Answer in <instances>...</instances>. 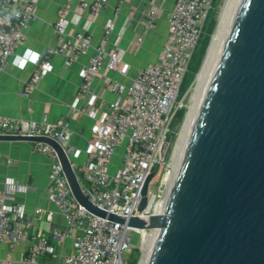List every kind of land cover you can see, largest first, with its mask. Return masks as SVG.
I'll use <instances>...</instances> for the list:
<instances>
[{
	"label": "built area",
	"instance_id": "2783aa9c",
	"mask_svg": "<svg viewBox=\"0 0 264 264\" xmlns=\"http://www.w3.org/2000/svg\"><path fill=\"white\" fill-rule=\"evenodd\" d=\"M106 1H82L80 7L97 13ZM39 3L40 0H0V70H4L10 61L22 68L28 63L35 65L22 90L26 97H30L39 81L53 70L52 52L64 55L70 62L78 55L86 54L92 45V33L67 31V4L58 9L59 18L54 25L57 48L44 53L28 49L17 55L16 47L25 41L27 28L37 17ZM213 4L214 0H177L168 14V30L157 59L140 68L131 76L130 83L113 81L111 88L118 97L105 108L99 107L98 95L92 91L93 76L102 69L128 75L131 65L122 58L119 45L110 50L104 46L97 48L81 70L82 84L71 105L79 115L94 119L92 137L85 148L71 143L72 127L68 119L49 122L0 115V135L47 136L58 141L70 159L84 193L99 208L126 219L162 213L173 184L169 178L171 162L161 161L160 151L165 140L170 141L171 147L173 120L192 85L180 97L181 87ZM118 12L119 9L116 15ZM159 13V5L154 3L142 33L131 41V50L141 46L145 33L154 28ZM114 29L115 20L109 19L105 39ZM33 145L35 150L48 154L51 159L48 195L65 220L64 229L52 227L53 212L47 211L48 229L58 244L71 239L72 249L67 254L56 251L49 236L40 231L27 248L25 264H128L126 252L137 249L131 241L132 232H140L142 246L145 234L152 230L131 227L91 212L76 199L59 153L44 142H33ZM121 146H124L122 162L112 172L113 158ZM83 153L87 160L78 163L76 160ZM152 172L154 176H160L158 188L157 191L151 188L153 176L148 185L147 205L140 210L142 189ZM20 189L25 187L13 178L7 180L5 189H0V242L13 246L28 241L33 226L25 205L8 200L10 194ZM43 212L41 207L35 210L37 215ZM45 255H50L52 262L42 263L40 259ZM2 262L10 264L11 259Z\"/></svg>",
	"mask_w": 264,
	"mask_h": 264
},
{
	"label": "water",
	"instance_id": "95a60500",
	"mask_svg": "<svg viewBox=\"0 0 264 264\" xmlns=\"http://www.w3.org/2000/svg\"><path fill=\"white\" fill-rule=\"evenodd\" d=\"M0 141L51 145L82 205L155 229L148 264H264V0L241 1L163 213L126 219L96 206L55 139L0 135ZM169 147L165 140L161 161Z\"/></svg>",
	"mask_w": 264,
	"mask_h": 264
},
{
	"label": "crops",
	"instance_id": "0c3cea01",
	"mask_svg": "<svg viewBox=\"0 0 264 264\" xmlns=\"http://www.w3.org/2000/svg\"><path fill=\"white\" fill-rule=\"evenodd\" d=\"M82 1L92 0H40L37 17L27 28L25 41L17 45L16 53L22 55L28 49L44 53L57 48L58 36L54 25L59 18L58 9L67 4V31L92 33L89 51L70 62L64 55L52 52L54 68L39 81L30 97L24 96L22 90L35 65L28 63L22 68L10 61L4 70H0V115L49 122L68 119L72 127L71 143L83 149L92 137L94 119L89 115H79L71 107L82 84V68L89 63L98 47L104 46L107 50L116 45L121 47L122 58L131 65L128 75L102 69L93 76L92 91L98 95L99 107L105 108L118 97V93L111 88L113 81L128 84L131 76L140 68L157 59L168 30V14L177 0H107L97 13L80 7ZM154 3L159 5V18L154 28L145 33L141 46L131 50V41L142 33L147 14ZM109 19L115 20V29L105 39V26ZM33 146V142L29 141H0V189H5L9 178L24 186L25 189L10 194L8 200L25 205L33 221L31 238L28 241L14 246L0 242V264H8L2 262L6 258L11 259L10 264H25L27 248L35 239V234L40 231L49 236L56 251L67 254L72 249L71 239H65L58 244L52 231L48 229L47 211L53 212L52 227L64 229L65 220L48 195L51 159L48 154L35 150ZM86 160L85 153L77 159L78 163ZM38 207L44 210L40 215L35 213ZM40 261L50 263L52 259L50 255H45Z\"/></svg>",
	"mask_w": 264,
	"mask_h": 264
},
{
	"label": "bare ground",
	"instance_id": "6f19581e",
	"mask_svg": "<svg viewBox=\"0 0 264 264\" xmlns=\"http://www.w3.org/2000/svg\"><path fill=\"white\" fill-rule=\"evenodd\" d=\"M242 0H227L222 15L220 17L217 29L213 35L206 59L203 66L196 76L195 84L192 93L193 103L190 105L183 127L173 150V157L171 161L172 170L170 172V180L174 184L179 168L181 166L186 148L190 141L192 132L194 130L200 108L208 91L214 72L219 63L223 49L225 47L228 35L230 33L232 24L238 12ZM172 187V185H171ZM170 192V190H169ZM169 196V195H167ZM167 198L164 201L166 205ZM164 209H162V213ZM156 237V230L145 234L142 242L143 255L140 264H148L150 253L153 247V242Z\"/></svg>",
	"mask_w": 264,
	"mask_h": 264
},
{
	"label": "rangeland",
	"instance_id": "374dc122",
	"mask_svg": "<svg viewBox=\"0 0 264 264\" xmlns=\"http://www.w3.org/2000/svg\"><path fill=\"white\" fill-rule=\"evenodd\" d=\"M226 1L227 0H217L216 4L213 6L212 8V12H211V16H210V20L211 19H214L216 21V25H215V28L212 32V35L210 37V40H209V43L207 45V48H206V51H205V54H204V57L202 59V62L198 68V70L196 71L195 75H194V79L192 81V86L188 92V94L186 95V97L184 98L183 100V106L181 108L184 109V116L182 117V119H180L178 121V123L172 127L171 126V134H170V139H171V147L169 149V153L167 155V159H166V162L167 164L169 162L172 161V154H173V150H174V146H175V143L177 141V138L179 136V133L181 132V129L183 127V124H184V121L186 119V116H187V113H188V110H189V107L190 105L193 103V100H192V93H193V88H194V84H195V79H196V76L198 75V73L200 72L202 66H203V63L206 59V56H207V53H208V50H209V47H210V44L212 42L211 39L212 36L215 34L216 32V29H217V26H218V23H219V20H220V17L222 15V12L224 10V7H225V4H226ZM201 55H202V50H201V47H199L194 55V58L192 59V64H191V67L189 68L188 72H187V76H186V79L187 77H189V75L192 73V70L193 72L197 69V65H198V62H199V58H201ZM187 82L188 80L185 82L184 80V83L181 87V91H180V97L183 95V93L185 92L184 88L185 86H187ZM189 89V88H188ZM123 151H124V146H121L118 151H117V154L114 156L113 158V161H112V172H115L118 168V166L121 164L122 162V157L121 155L123 154ZM77 161V160H76ZM164 165V164H163ZM166 165V163H165ZM159 175L156 174L154 176V179H153V182L151 184V188L154 190V191H157V188H158V182H159ZM131 241L132 243H134L138 249H135L137 252H135V250H131L130 252H126L125 256L127 258V263L128 264H133L132 263V260H133V257H134V254L138 257V261H137V264H140L141 262V259H142V255H143V250H142V246H141V234L140 232H136V231H133L132 232V236H131Z\"/></svg>",
	"mask_w": 264,
	"mask_h": 264
},
{
	"label": "trees",
	"instance_id": "16d2710c",
	"mask_svg": "<svg viewBox=\"0 0 264 264\" xmlns=\"http://www.w3.org/2000/svg\"><path fill=\"white\" fill-rule=\"evenodd\" d=\"M216 2H217V0H214V4H213V6L216 4ZM211 12H212V10H211ZM211 12H210L209 17L207 18V21H206V24H205V27H204V31H203V36H202L201 41H200V43H199V45H198V48L201 47V50H202L201 58H199V62H198V65H197V69H196L194 72H193V70H192V73L189 75V77H187V79H186V76H187V75H186L185 78H184L185 82H186L187 80H188V82H187V86H185V88H184L185 92L183 93V95L186 93V91L188 90V88H189L190 85L192 84V81H193V79H194V75H195L196 71L198 70V68H199V66H200V64H201V62H202V59H203V57H204V54H205V51H206L207 45H208L209 40H210V37H211L212 32H213V30H214V28H215L216 21H215L214 19H211V20H210ZM198 48H197V49H198ZM196 51H197V50H196ZM195 53H196V52H195ZM194 55H195V54H194ZM193 58H194V57H193ZM191 64H192V61H191V63H190V67H191ZM190 67H189V68H190ZM183 83H184V81H183ZM182 85H183V84H182ZM183 95H182V96H183ZM183 116H184V109L181 108V109H179V110L177 111V114H176V116H175V118H174V120H173V123H172V127H174V126L178 123V121H179L180 119H182ZM137 251H138V249H137ZM137 251L135 250L134 253H136ZM137 261H138V257L134 254V257H133L132 263H133V264H137Z\"/></svg>",
	"mask_w": 264,
	"mask_h": 264
}]
</instances>
